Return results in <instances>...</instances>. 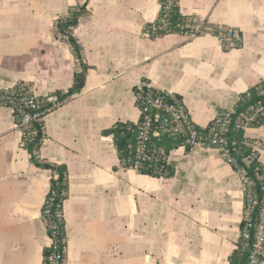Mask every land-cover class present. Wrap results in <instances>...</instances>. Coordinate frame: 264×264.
Segmentation results:
<instances>
[{"label":"crops","instance_id":"obj_1","mask_svg":"<svg viewBox=\"0 0 264 264\" xmlns=\"http://www.w3.org/2000/svg\"><path fill=\"white\" fill-rule=\"evenodd\" d=\"M84 2L72 28L83 85L45 113L37 152L67 170L65 264H228L244 188L219 151L176 146L166 157L172 173L155 176L123 166L102 131L137 121L142 81L178 95L199 126L232 107L264 78V0H177L181 14L210 28H237L238 47L222 46L209 29L148 35L160 0H0V88L22 82L44 96L71 86L80 66L55 23ZM243 134L263 144L264 165V123ZM21 138L12 109L0 104V264H40L50 243L41 207L52 172L30 160Z\"/></svg>","mask_w":264,"mask_h":264},{"label":"trees","instance_id":"obj_2","mask_svg":"<svg viewBox=\"0 0 264 264\" xmlns=\"http://www.w3.org/2000/svg\"><path fill=\"white\" fill-rule=\"evenodd\" d=\"M84 12L85 2L79 5L77 8H71L66 16L59 17L55 23L56 31L60 36H66L68 43L71 45L75 58L80 61V68L76 69V71H74L73 73L71 86L65 92H55L59 103H61L67 96L80 91L83 85L86 65L82 62L80 46L72 35V28L77 23L78 17ZM193 24V18L180 13V11L178 10L177 0H160V11L157 18L154 22L146 24V26L144 27V31L152 37L173 31L191 34V28ZM22 84L27 86V84L25 83ZM140 84L142 86L143 94H146L149 91L153 94H160L164 96V99L167 98L163 94V92H161V90L150 86L147 82L142 81ZM258 85L264 86V78L242 92L232 107L220 110L219 112L224 114L228 110H232L231 116L233 119L235 116L245 111L251 104L255 103L257 100H264V94L257 93ZM137 90L138 89L136 87L134 93H136ZM40 99L42 98L40 97ZM135 101L139 109V117L136 122L117 121L112 126L102 131L105 134H110L112 136V140L116 147L120 163L127 156L132 157L134 155V147L137 143L139 125L142 121L144 113H148L150 116H153L154 112H158L160 116L163 115L162 110L154 108L142 109L143 102L138 100L137 98H135ZM45 105L46 103L42 101L40 106L45 107ZM260 123H262L261 120H259V122H252V125H258ZM209 125L210 120L205 126L197 125L198 133L204 134L207 137L209 132ZM224 133L228 139L231 154L237 159L238 165L244 167L245 174L251 182L250 186L253 190V194L257 199V204L255 205L252 214L253 224H251L249 228V237L245 241L249 244L252 241L253 231L255 229L254 225L257 220L259 211V202L264 196V191L261 190V163L259 162V160L253 159L249 165H244L242 157L248 155L251 150V148L245 143V141L248 142L252 139L244 136L243 130L235 128L231 123ZM21 137L22 145L27 150L30 160L35 165L43 168H48L52 172L49 190L41 207V215L46 228V233L50 238V243L42 249V259L40 264H65L66 242L64 219L62 214V202L67 195L68 184L66 167L64 164L51 163L37 157V152L43 138V117L31 119L28 126L25 129L21 130ZM186 137V133H169L161 134L158 136L148 133L145 140L142 141V146L145 151L160 150L163 153L167 154L170 149L179 145H182L185 148H189L187 145ZM154 166H156L158 170H153ZM138 172L148 173L155 176H168L172 173V168L164 160L155 159L151 162H143V165ZM242 225L243 222L241 220L240 228L242 227ZM246 258V243L238 238L236 246L228 256V264H244Z\"/></svg>","mask_w":264,"mask_h":264},{"label":"built area","instance_id":"obj_3","mask_svg":"<svg viewBox=\"0 0 264 264\" xmlns=\"http://www.w3.org/2000/svg\"><path fill=\"white\" fill-rule=\"evenodd\" d=\"M192 35L196 33H203L208 29L211 30L216 36L218 42L225 47H238L241 45L242 40L237 28L224 25H216L213 28L206 26L201 18L193 19ZM62 37L66 38L65 35ZM80 65L79 61L77 62ZM262 80V79H260ZM137 92L135 98L143 102L142 109L154 108L163 111V115L160 116L158 112H154L153 116L148 113H144L142 121L139 125V133L137 135V143L134 147V155L127 156L121 162L125 167L133 168L139 171L143 165V162L154 161L155 159H161L167 162V154L162 151H145L142 146V141L145 140L148 133L155 136L161 134H187L186 140L189 148L195 145H205L215 147L222 158L230 163L235 172L240 176L243 188V210H242V222L243 225L240 228L239 237L247 246V258L244 264H260L264 258V196L259 202V211L257 220L254 225L252 241L248 244L245 242L249 237V228L253 224V209L257 204V199L253 194V190L250 186V180L245 174L243 166L238 165L237 159L231 154V150L228 144V139L225 136V131L232 123L235 128H239L244 131L247 126H251L252 122H259L261 120L264 123V100H257L251 104L245 111L232 119V110H228L222 114L219 111L211 118L209 125L208 136L199 134L197 131V124L191 119L182 99L173 93H169L161 90L163 94H153L147 92L143 94L141 84L137 86ZM257 93L264 94V86H257ZM40 97L42 99H40ZM46 103L45 107L40 106L41 102ZM0 104L9 106L15 115V126L18 130L25 129L31 119L42 118L46 112L51 110L59 102L55 93H49L44 96H38L30 87L25 86L22 83H15L7 87L0 88ZM261 124V123H260ZM251 148L250 153L242 157L244 165H249L253 159L258 160V152L263 147V144L252 139L251 141H245ZM260 162V161H259ZM261 163V162H260ZM153 170H158L156 166ZM261 190L264 191V165L261 163Z\"/></svg>","mask_w":264,"mask_h":264}]
</instances>
